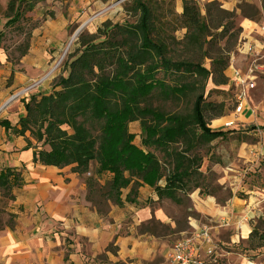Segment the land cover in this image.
Here are the masks:
<instances>
[{
  "label": "trees",
  "instance_id": "1",
  "mask_svg": "<svg viewBox=\"0 0 264 264\" xmlns=\"http://www.w3.org/2000/svg\"><path fill=\"white\" fill-rule=\"evenodd\" d=\"M39 1L9 0L8 24H16ZM148 2L132 0L131 24L105 22L95 35H79V49L52 81V91L25 97V114L17 124L11 127L0 121V127L26 139L34 164L59 170L71 167L83 176L94 163L96 178L85 179L88 197L101 193L97 179L110 173L104 189L117 205L130 184L134 194L145 185L159 201L181 205V195L188 198L196 190L202 195L198 150L227 136L228 131L209 128V122L224 116L225 105L206 102L204 94L208 81L215 87L229 85L230 54L242 30L217 3L209 5L203 17L196 1L181 0V14L172 20L185 30L183 53L188 57H184L175 53L176 40L167 32L173 21L158 17ZM154 96L172 104L193 100L186 113H166L149 104ZM134 123L140 124L141 146L134 144L136 136L129 130ZM151 149L163 154L170 168L166 175ZM21 186L20 171L0 170L5 203L14 201L12 191Z\"/></svg>",
  "mask_w": 264,
  "mask_h": 264
},
{
  "label": "crops",
  "instance_id": "2",
  "mask_svg": "<svg viewBox=\"0 0 264 264\" xmlns=\"http://www.w3.org/2000/svg\"><path fill=\"white\" fill-rule=\"evenodd\" d=\"M244 22L257 28V21ZM65 27L63 22L54 29L47 26L34 29L25 52L14 62L9 61L0 48V121L14 127L25 114L20 99L52 91L51 83L60 74L46 75L60 46L59 41L64 39ZM253 47L255 50L256 46ZM226 76L229 77V70ZM38 81L39 84L33 86ZM30 86L33 87L24 97L2 109L12 95ZM249 108L239 116V124L251 122L253 111L250 105ZM231 113L218 122L223 124L232 119ZM28 139L33 145V140ZM26 145L24 137L0 127V170L15 168L22 174V186L12 191L14 201L5 203L0 192V209L7 217L0 226V264H164L174 236L193 237L199 230L207 229L191 216L183 212L181 215L177 209L180 205L171 207L170 200L159 201L155 191L145 185L134 194L130 184L122 190L120 205L115 204L104 189L112 178L110 173L97 179L101 193L88 197L85 179L96 178L94 163L89 165L87 174L79 176L71 167L59 170L34 164L33 149H27ZM187 197L188 212L200 218H211L233 230L232 239L245 240L250 235L249 221L256 205L251 203L253 197L244 201V206L238 205L241 201L234 198L222 208L210 205L198 194ZM163 204H168V208ZM177 211L181 216H176ZM154 224L167 226L173 232L157 234ZM211 237L214 255L218 243L214 235ZM206 248L201 246L204 264L213 257L205 256Z\"/></svg>",
  "mask_w": 264,
  "mask_h": 264
},
{
  "label": "rangeland",
  "instance_id": "3",
  "mask_svg": "<svg viewBox=\"0 0 264 264\" xmlns=\"http://www.w3.org/2000/svg\"><path fill=\"white\" fill-rule=\"evenodd\" d=\"M8 1L0 0V48L11 62L21 58L34 29L43 26L54 29L58 24L65 22L64 39L59 41L60 46L51 60L50 71L46 75L49 77L63 73L68 57L79 49L77 44L79 35H95L96 30L105 22L131 24L135 21V16L129 12L132 0H40L35 3L31 12H27L16 24L9 25L6 13ZM146 1H149L154 13L168 23H172L174 18L178 19L181 14L180 0ZM194 1H196L203 17L206 8L213 3H217L222 10L233 15L235 27L241 28L242 33L230 54L229 66L246 71L251 65H255L253 67L255 88L249 93V105L253 111L251 122L246 121L242 124L236 122L231 128H225L221 125L222 122L216 124L213 122L228 117L233 112L235 88L230 85L215 87L211 81H208L204 94L205 101L225 105L224 116L209 122V128L222 129L228 133L226 138L214 140L209 146L198 150V155L202 159L199 170L202 176H199L197 181L201 185L202 195L198 194L199 190L188 193V195L198 194L216 208L226 206L234 198L241 201L237 202L238 205L244 206V201L253 197L254 200L251 203L255 202L256 205L249 226L250 231L254 230L255 232L250 239V235L245 240L236 237L232 239L233 230L222 227L220 223L211 218H200L194 212H188V198L185 195H181L183 202L177 209H180L181 215H189L204 224L211 232L210 235H214L218 246L216 254L208 264H264V36L259 29L252 28L253 25L244 22L250 20L257 21L258 24L262 22L259 25L264 24V0ZM177 25L179 24L173 21L171 28L167 29L168 35L176 40L173 46L175 53L188 57L183 53L185 47L182 41L185 30ZM247 26H251L250 29ZM173 28L174 30L171 31ZM246 44L256 46L253 55L244 53L243 45ZM68 45L69 48L63 55ZM62 55V61L58 64ZM202 63L206 69H209V61L204 60ZM38 84L39 81L35 82L33 86ZM25 99L28 100V97ZM25 99H20L19 102L22 103ZM192 100L191 97H188L187 101L172 104L154 96L149 104L166 113H186L191 108ZM129 130L136 136L134 144L141 146L140 124H130ZM151 151L162 163L164 175H166L170 168L164 160L163 154L153 149ZM205 193L211 196H206ZM170 203L171 207L178 206L171 201ZM163 206L168 208V204H163ZM175 213L174 210L173 214ZM177 215H180V212L177 211ZM6 219V214L0 209V226ZM154 228V232L157 234L167 235L173 232L161 224H154ZM186 235L174 236L173 242L181 240Z\"/></svg>",
  "mask_w": 264,
  "mask_h": 264
},
{
  "label": "built area",
  "instance_id": "4",
  "mask_svg": "<svg viewBox=\"0 0 264 264\" xmlns=\"http://www.w3.org/2000/svg\"><path fill=\"white\" fill-rule=\"evenodd\" d=\"M257 29H259L264 36V24H258ZM243 50L246 54H254V47L252 45H243ZM254 66L255 65H251L246 71L233 68L232 66L228 67L229 85L235 88V107L231 113L232 119H229L226 123L222 124L225 128H231L236 122H238L239 116H241L246 110H250L249 93L255 88V76L253 75ZM31 87L32 86L23 89L16 94L18 95V98L25 95ZM202 245L207 247L204 250L205 256L208 258L212 257L214 253L213 240L207 229L199 230L193 237L183 238L175 242L167 253L164 264H204L205 257L201 252Z\"/></svg>",
  "mask_w": 264,
  "mask_h": 264
},
{
  "label": "bare ground",
  "instance_id": "5",
  "mask_svg": "<svg viewBox=\"0 0 264 264\" xmlns=\"http://www.w3.org/2000/svg\"><path fill=\"white\" fill-rule=\"evenodd\" d=\"M70 45V44H69ZM69 45L66 47V49L64 50V52H63V55L65 54V52L68 50V48H69ZM63 55H62V57L59 59V61L57 62L58 64L62 61V58H63ZM16 96H18V95H16ZM16 96H14V97H16ZM10 101L11 102H13L11 99H10ZM216 123H218V121H214L213 122V124H216Z\"/></svg>",
  "mask_w": 264,
  "mask_h": 264
},
{
  "label": "water",
  "instance_id": "6",
  "mask_svg": "<svg viewBox=\"0 0 264 264\" xmlns=\"http://www.w3.org/2000/svg\"><path fill=\"white\" fill-rule=\"evenodd\" d=\"M17 99H18V96H16V97L13 96V97H11V100H12V101H13V100L15 101V100H17ZM10 102H11V101H9L8 103H6V104L2 107V109L5 108V107L7 106V104H9Z\"/></svg>",
  "mask_w": 264,
  "mask_h": 264
}]
</instances>
